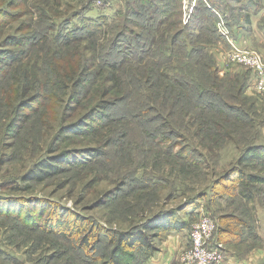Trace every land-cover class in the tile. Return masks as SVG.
Instances as JSON below:
<instances>
[{
    "label": "rangeland",
    "instance_id": "rangeland-1",
    "mask_svg": "<svg viewBox=\"0 0 264 264\" xmlns=\"http://www.w3.org/2000/svg\"><path fill=\"white\" fill-rule=\"evenodd\" d=\"M184 2L183 14L173 18L176 22L158 30L149 27H154L157 22L154 9L143 5L141 0L0 2L3 11L19 13V20L14 18L11 24L5 20V14L0 15V43L10 35H20L19 29L29 36L24 46L15 47L19 52L29 51L23 62L33 56L31 64L37 62L44 67L46 61L36 60L38 57L51 56L66 47L46 43L47 36L51 38L56 34H39L57 20L58 28L68 30L60 31L56 42L67 45L69 42L65 39L69 35V38L81 37L79 41L71 40L69 46H75L83 53L85 61L93 66L80 97L81 104L75 105L73 115L64 113L70 90L63 92L62 87L49 84L45 107L35 104L33 109L27 110L25 122L21 123L13 138H8L4 130L12 117L7 116L9 108L5 107V91L8 84L15 85L17 78L24 81L21 67H18L22 62L14 64L0 78V87L4 86V93L0 88V101L4 99L0 105L2 198L48 199L108 227L123 230L157 211L173 210L180 204L201 198L199 205L217 217L219 224L233 234H248L249 228L258 230L261 222L264 223V183L248 185L252 188L251 196L241 197L220 190L216 181L221 179L224 183L225 174L239 166L247 174L264 177V165L238 164L250 146L264 145V91L252 85L260 74L244 61L233 58L231 45L219 31L218 24L216 30L217 19L207 21V27L203 29L191 18L196 0H192L190 6L187 0ZM243 4L240 5L243 7ZM130 8H134L132 13ZM119 10L123 15L118 17ZM75 11L80 13V18L67 24ZM83 17L105 18L106 21L102 20V32L100 30L91 37L89 31L83 29ZM67 19L66 24L60 26ZM258 19L259 16L254 17L251 26L244 24L246 27L243 26L242 33H245L240 40L244 48L264 58V30L259 28L264 21L261 19L258 24ZM179 31L181 39L173 50L169 49L171 54L166 65L159 66L158 46L163 44L159 48H164L170 43L171 34ZM218 33L221 36L218 37ZM42 37L45 38L42 40ZM127 38L136 41L127 43ZM229 38L234 42L232 34ZM147 39H152V45ZM117 40V52L109 51V56H118L122 63V68L115 70L120 77L115 85V75L101 69L98 64L100 54ZM123 40L124 44H120ZM234 43L241 46L237 41ZM8 45L11 46L10 42ZM2 58L3 53L0 52V60ZM182 73L186 75L181 77ZM174 78L182 80L180 87L173 83ZM92 80L97 82L88 91ZM184 80L190 82L189 87L185 86ZM33 86L38 88L39 83ZM106 86L107 98L116 99L123 95L119 102L105 110L109 113L106 121L110 116L116 121L89 135L61 134L59 131L63 125L77 119L103 99ZM160 94L174 96L170 101H163L165 113L161 112L162 116L157 118L149 109ZM225 104L234 110H227ZM221 108L227 111L225 115L220 114ZM39 111L43 113L40 115ZM87 146H101L105 152L96 160L80 155V162L76 165L65 161L61 164V172L44 182H23V176L41 159ZM182 147L185 158L180 157ZM147 180L150 181L149 187L140 188L147 184ZM17 181L21 184L17 189L2 187L3 183L15 184ZM227 184L229 182L226 181L224 185ZM120 190L122 194L115 196ZM216 190L220 192L217 194ZM107 195L110 197L105 198ZM10 206L14 208L11 217H0V264H91L67 238L17 226L20 216L24 219L38 218L39 214L43 222L50 219L49 207L36 203ZM222 215H229V218L220 221ZM37 221L41 223L39 218ZM158 241L159 237L155 240L156 246ZM108 250V245L101 244L98 253L105 254Z\"/></svg>",
    "mask_w": 264,
    "mask_h": 264
},
{
    "label": "trees",
    "instance_id": "trees-1",
    "mask_svg": "<svg viewBox=\"0 0 264 264\" xmlns=\"http://www.w3.org/2000/svg\"><path fill=\"white\" fill-rule=\"evenodd\" d=\"M2 1L3 0H0V2ZM107 1L110 0H105V2ZM184 1L185 0H141V3L143 5L151 6V9H154V14L156 15V25H154V27L149 25V27L158 30L163 26H168V24L173 25L176 22V20H173V18L177 14H183V6L185 4ZM191 1L192 0H187V4H189V6ZM245 2L246 6H244ZM6 4L9 3L6 1ZM240 4H243V7ZM200 6H202V12L200 11ZM133 9L134 8H130L131 13L133 12ZM263 12L264 0H196V5L193 8L191 18L192 22L197 21L198 26L201 25L203 29L205 28V26L207 27V21H209L210 19L215 18L219 23L223 21L224 25L229 31V34H232V39L234 38V42H240L242 34L245 33V31L242 33L244 24L246 23L247 25L251 26L253 19L256 16H259L258 24L261 19L262 21H264ZM3 14H5L6 17L5 20H8L10 24L12 23L14 18L15 21L19 20L18 12L17 14H15V11H3V9H0V15ZM117 14L119 17L123 15V12L119 10ZM79 16L80 13L76 11L73 12V16L70 19L68 18L70 21L67 24H70L72 20L75 21L76 19L80 18ZM0 18H2V16H0ZM68 19L65 22L60 23V26L66 24ZM233 19L235 20V22L233 21ZM82 20L83 29L88 30L91 37L96 32L98 34V32L104 26L102 20L106 21L105 18L94 19L93 17H83ZM218 22L216 23V30L217 24L219 25ZM56 23H58L57 20L53 25L46 26L44 27L45 29L39 32L41 36H46L47 34L56 35L51 38H49V36H47L46 38L42 37L41 39L43 40L45 38L46 43H54L57 45V47H66H62L59 53L57 52L55 54H52L51 56L45 55L44 58L38 57V59L36 60L46 61L47 64H45L44 67L43 65H39L37 62L31 64L33 56H30V58H28V61L26 62L22 61L23 58H27L29 56V51L27 49L26 51L20 52L15 50V47L24 46L26 44L24 43V41L29 39V36L23 33V29L18 30L19 32H21L20 35H10L0 43V52L3 53V58L0 60V78L4 77L5 74L12 69V66L14 64L17 65L19 62H22L18 67H21V74L24 81L26 82L24 84V81L22 79L17 78L15 85L8 84L7 90L5 91L7 100L5 107L8 106L9 108L7 116H12L10 117V119H8L4 127L5 133L8 135V138H13L15 137V134L18 133L21 123L25 122V119L27 117L26 115H24L27 110L30 111L31 109H33V106L35 104L45 107L48 98L47 85L49 84H54L58 87H62L63 92H65L67 89L70 90L69 97L64 107V113L67 116L73 115V111L76 109L75 105L81 104L80 97L84 93L83 88L89 81L90 73L92 71L91 68L93 66L85 61L84 55L81 51L76 49L75 46H69L71 45V40L79 41L81 37L69 38L71 36L69 35L65 39H68L69 43L67 45H60L58 42H56L57 34L60 31L68 30V28H58L56 26ZM244 27H246V25ZM260 27L264 30V24H259V28ZM180 32L181 31L175 34L173 32L171 34L170 43L164 48H159L163 44H160L158 46V49H160L158 50V54L161 60L159 66L166 65V59L171 54L169 49L173 50V46H175V44L178 43V41L181 39L180 37H182V33ZM217 35L218 37L221 36L220 33H218ZM215 39L217 40V38ZM8 40L11 46L8 45ZM125 40L127 41V43L132 44L136 41L133 38H127ZM124 42V40L120 41V44H124ZM148 42L150 45H152V39L148 40ZM118 45L119 40L107 46V50L105 49L106 51H103L100 54L98 64L101 69H107L109 72L115 75V78L117 79L115 81V85H117L118 80L120 79L118 72H116L115 70L122 68V63L118 61V56H109V51L112 49L114 50V52H117ZM191 52H189L188 54H190ZM147 56H149V54H147ZM140 59L143 60L144 58ZM185 75L186 74L182 73L181 77ZM181 81V79L174 78L173 83L180 87L179 84H181ZM1 82L2 81L0 80V84ZM96 82H94L93 80L91 81V86L88 88V91L89 89L94 88V84ZM36 83H39L38 88L33 86V84ZM183 83H185L186 87H189L190 85L188 84L190 82L186 80H184ZM0 88L4 93V86L2 85ZM201 91L206 92L204 90ZM107 95L108 89L106 86L103 90V99L101 101L88 109L86 113L79 115L77 119L63 125L60 128L59 132L64 135L67 133H85L89 135L92 132H98L99 128L101 127H108L110 123L116 121V119L112 118V116H110L111 121H106L108 119L107 115L109 113H106L105 110L119 102L123 95H119L116 99H111L110 97L107 98ZM173 96L174 94H160V96L156 98L154 106L149 109L150 112H152L157 118H160L162 116L161 112L165 113V109L164 107H162L163 101H170ZM3 100L4 99L1 98V106ZM225 107L227 110H234L232 106H228L225 104ZM39 112L40 115L43 113L42 111ZM219 112L221 115H225L227 111L222 109L219 110ZM173 114L174 113H171V115ZM7 116L6 118H8ZM223 129H225V127ZM183 148L184 147L181 148L182 154L180 155V157L184 156L185 158V150ZM104 152V147L101 146H87L86 148L74 149L71 151L65 150L55 157H46L41 159L39 162L33 165V167L30 168V170L23 176L22 180L23 182H44L47 179L51 178L53 175L59 174L61 172V164H63V162L69 161L73 165H76L80 162V155L84 154L88 159L96 160V158L100 157L102 154H104ZM245 163L257 166L264 165V145L250 146L238 161L239 165ZM225 175L226 177L224 178V183L223 180L221 182V179H219L216 181V186H220V190L224 192L227 191L228 194L234 193V195L241 197L251 196L250 191L252 190V188L248 185L264 183V177L253 173L247 174L241 166L235 167ZM226 181L229 182V184L224 185ZM149 182L150 181L147 180V184L141 186L140 188L149 187ZM20 185L21 184L19 183V181H17V183L15 182V184H13L12 182H6L3 183L2 187L17 189ZM246 185L248 186L247 188ZM241 186H243L244 188H240ZM217 192L218 191L216 190L215 193ZM117 194H122V190H120L119 192L117 191V193L114 195L116 196ZM109 195H107V197L105 198H109L111 196ZM200 199L201 198L195 199L194 201L196 202L180 204L173 210L157 211L150 217H147L138 223L132 224L125 230L115 229L110 226L108 227L100 222L95 221L93 218L84 216L75 210L63 206L62 204L40 197L24 198L14 196L2 198V196L0 195V217H3V219L11 217L10 214L14 209L10 206L12 204L33 205L36 203L41 207L47 206L51 210L49 215L51 217L50 219H45V221L43 222V217L41 218L38 214L37 217L41 222L39 223L37 221L38 218L30 217L24 219L22 216H20L18 218L20 220V223H18L17 226L20 228L26 227L24 229H27V227H29L31 229L28 228L27 230L32 232H34V230L38 231L39 229L43 232L53 233L67 238L75 245V248L79 252L83 253L84 257L88 261L90 260L91 264H143L156 252L157 246L155 244V240L157 237L161 238L163 234L173 230L185 229L187 232H189L191 224L199 217V212L197 211L198 209L196 207L200 206ZM47 210L44 211V214L47 212ZM212 216L217 221V230L214 235L213 243H220L225 249V246H228V244L232 240H234V238L232 237V232L222 227V225L219 224L218 218L213 214ZM225 218H229V215H222L219 217L220 221H223ZM101 244H106L109 246V250L105 254L98 253L99 246Z\"/></svg>",
    "mask_w": 264,
    "mask_h": 264
},
{
    "label": "built area",
    "instance_id": "built-area-1",
    "mask_svg": "<svg viewBox=\"0 0 264 264\" xmlns=\"http://www.w3.org/2000/svg\"><path fill=\"white\" fill-rule=\"evenodd\" d=\"M219 31L230 43V52L234 59L244 61L260 74L259 79H254L253 86L264 91V58L257 52L235 44L229 38V32L224 22L219 23ZM201 206V207H200ZM198 208L199 217L191 224L188 232L190 246L180 254L183 264H235L226 256L225 249L220 243H213L217 230V221L204 206Z\"/></svg>",
    "mask_w": 264,
    "mask_h": 264
},
{
    "label": "crops",
    "instance_id": "crops-1",
    "mask_svg": "<svg viewBox=\"0 0 264 264\" xmlns=\"http://www.w3.org/2000/svg\"><path fill=\"white\" fill-rule=\"evenodd\" d=\"M238 43L244 46L241 41ZM262 227L264 223L261 222L260 229L256 231L249 228L248 234L232 233L234 240L225 246L227 258L235 264H264ZM159 240L156 252L143 264H183L179 257L190 245L188 232L185 229L169 231Z\"/></svg>",
    "mask_w": 264,
    "mask_h": 264
}]
</instances>
